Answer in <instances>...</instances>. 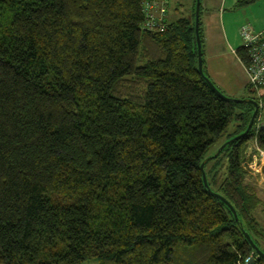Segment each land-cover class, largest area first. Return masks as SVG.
<instances>
[{
    "label": "trees",
    "instance_id": "16d2710c",
    "mask_svg": "<svg viewBox=\"0 0 264 264\" xmlns=\"http://www.w3.org/2000/svg\"><path fill=\"white\" fill-rule=\"evenodd\" d=\"M146 1L0 0V264H237L244 232L264 253V93L230 141L254 106L200 75L196 0L161 31Z\"/></svg>",
    "mask_w": 264,
    "mask_h": 264
},
{
    "label": "crops",
    "instance_id": "0c3cea01",
    "mask_svg": "<svg viewBox=\"0 0 264 264\" xmlns=\"http://www.w3.org/2000/svg\"><path fill=\"white\" fill-rule=\"evenodd\" d=\"M193 1L188 0L190 6ZM200 1L203 54L208 53L207 59L204 60L205 71L221 89L241 93L246 90L248 76L244 64L236 54L237 47L241 45L239 29L247 24L253 31L264 30V0L240 5H237L239 0ZM177 10L178 7L171 5L170 0L166 6V20L176 19L170 16ZM251 143L255 147V141L252 140ZM255 157L256 165L252 168L247 167L249 172L247 180L254 185L260 199L254 214L264 227V151Z\"/></svg>",
    "mask_w": 264,
    "mask_h": 264
},
{
    "label": "built area",
    "instance_id": "2783aa9c",
    "mask_svg": "<svg viewBox=\"0 0 264 264\" xmlns=\"http://www.w3.org/2000/svg\"><path fill=\"white\" fill-rule=\"evenodd\" d=\"M168 0H150L144 3L145 19L142 28L151 31H161L166 25L165 6ZM242 45L247 48L248 62L244 64L248 76V84L255 90L264 87V30L253 31L249 25H242L239 29ZM257 151L262 153L255 144ZM256 154H253L252 160L245 165L252 168L256 165ZM259 255L252 251L240 259L237 264H261Z\"/></svg>",
    "mask_w": 264,
    "mask_h": 264
},
{
    "label": "water",
    "instance_id": "95a60500",
    "mask_svg": "<svg viewBox=\"0 0 264 264\" xmlns=\"http://www.w3.org/2000/svg\"><path fill=\"white\" fill-rule=\"evenodd\" d=\"M200 0H196L195 2V25H194V31H195V37H196V45H197V61H198V71L200 73V75L202 77L205 78L206 82L208 83V85L212 88V90L217 94L219 95L220 97L224 98V99H227V100H233V101H238V100H242V101H245V102H249L251 103L253 106H254V110L251 114V117L249 119V122H248V125L246 127V129L232 137L230 139V141L232 140H235L236 138H238L241 134L243 133H247L252 125H253V122H254V119L256 117V114L259 110V102L253 98V97H241V98H234V97H229L227 95H225L204 73H203V69H202V44H201V39H200V35H199V15H200ZM226 145V142L222 143V145H220V147L217 149V151L213 154V155H210V156H207L200 164V169H201V172H202V177H203V183L205 186H208L207 184V179H206V175H205V172H204V164L213 156H216L219 154V152L221 151V149ZM253 150V145L251 143H248L247 145V149H246V152L247 153H251ZM210 191V189H208ZM222 200H224L231 208V210L233 211V214L235 217H237V214L234 210V208L231 206V204L225 200L223 197H221ZM244 235L247 239V241L249 242V244L251 245V247L253 248V250L261 257L264 258V253L254 244V242L252 241L251 237L249 236V234L247 232H244Z\"/></svg>",
    "mask_w": 264,
    "mask_h": 264
},
{
    "label": "rangeland",
    "instance_id": "374dc122",
    "mask_svg": "<svg viewBox=\"0 0 264 264\" xmlns=\"http://www.w3.org/2000/svg\"><path fill=\"white\" fill-rule=\"evenodd\" d=\"M169 2H170V0H169ZM171 5H176L178 7V10L176 12L174 11L173 13H171L172 14L170 16L171 18L185 17V16L190 17L191 16V8H192V6H190V3L188 2V0H171ZM199 17H200V15H199ZM240 42H241V45H242V41L241 40H240ZM202 49H203V47H202ZM207 54H208L207 52H204V54H203V51H202V59L203 60L207 59V56H208ZM203 65H204V62H203ZM209 79L213 82V80L210 77H209ZM237 82H238V80H237ZM237 82H235V83H237ZM235 85H237V84H235ZM217 87L225 95H227L229 97L241 98V97H244V96H252V94H250V92L247 91V90H243L241 93H232L230 91H226L224 89H221L219 86H217ZM262 93H264V87H261L260 89L256 90L254 95H255V97H257V96L260 97V95ZM262 106H263V110H262V112H261V114L259 116L260 119H262L264 117V101H263ZM233 125H234V122H231L230 125L228 126L227 132L220 139L221 141L227 137V133L233 131ZM215 147H216V145L214 147H211L210 152H212ZM77 264H98V262H97L96 258H89V259L83 260V261H81V262H79Z\"/></svg>",
    "mask_w": 264,
    "mask_h": 264
}]
</instances>
